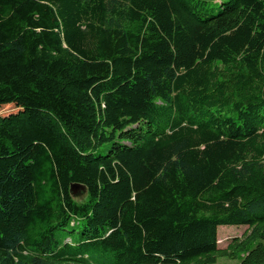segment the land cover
<instances>
[{"label": "trees", "instance_id": "16d2710c", "mask_svg": "<svg viewBox=\"0 0 264 264\" xmlns=\"http://www.w3.org/2000/svg\"><path fill=\"white\" fill-rule=\"evenodd\" d=\"M10 106L0 264H264V0H0Z\"/></svg>", "mask_w": 264, "mask_h": 264}, {"label": "rangeland", "instance_id": "374dc122", "mask_svg": "<svg viewBox=\"0 0 264 264\" xmlns=\"http://www.w3.org/2000/svg\"><path fill=\"white\" fill-rule=\"evenodd\" d=\"M15 112L14 107H2L0 108L1 114H8ZM84 192L79 190L76 195L81 196ZM248 228L246 227H221L218 230L219 237V248L225 249L235 238H242ZM242 261L241 257L236 260H230L228 258H219L216 264H240Z\"/></svg>", "mask_w": 264, "mask_h": 264}, {"label": "water", "instance_id": "95a60500", "mask_svg": "<svg viewBox=\"0 0 264 264\" xmlns=\"http://www.w3.org/2000/svg\"><path fill=\"white\" fill-rule=\"evenodd\" d=\"M79 190H84V188H82V187H80V186H73L72 187V189H71V191H72V193L75 195V194H77V192L79 191Z\"/></svg>", "mask_w": 264, "mask_h": 264}]
</instances>
